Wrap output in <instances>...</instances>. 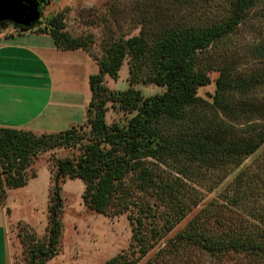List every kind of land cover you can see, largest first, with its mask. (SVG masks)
Listing matches in <instances>:
<instances>
[{
    "label": "trees",
    "instance_id": "obj_1",
    "mask_svg": "<svg viewBox=\"0 0 264 264\" xmlns=\"http://www.w3.org/2000/svg\"><path fill=\"white\" fill-rule=\"evenodd\" d=\"M148 3L141 7L140 34L106 45L105 56L98 64L100 72L90 77L92 98L87 115L91 132L78 159L66 158L56 164L48 208V238L41 243L30 237V244L26 245L28 264H45L57 254L62 233L61 185L66 177L84 183V202L98 213H105L115 204L117 193L127 190L124 181L128 177H135L138 189L154 191L169 207L162 226L148 227L144 223L150 209H141L136 218L129 216L139 256L132 259L120 255L106 263L138 264L149 253L153 239L173 231L193 210L189 208L187 193L183 192L185 186L161 179L152 171L150 160L183 162L186 173L191 174L189 170L197 166L212 170L240 166L264 145V126L249 125L247 129L236 126L244 118L251 120L250 123L264 122V100H247L255 88L264 86V70L242 76L238 60H231L227 52H218L219 44L237 35L248 13L264 5V0H232L228 16L214 18L210 0ZM35 27H38L35 33L49 34L61 51L87 48L80 38L64 32L62 16L49 19L44 28L36 23L24 28L30 32ZM256 47L264 58V43L259 42ZM127 58L131 86L152 83L166 87V91L146 99L134 88L112 93L104 78L108 75L116 79ZM212 71L219 76L210 104L198 96V90L211 83L209 72ZM108 102L119 103L124 110L137 114L127 126H108L105 121ZM78 142L74 127L39 136L30 131L0 127V206H4L8 190L24 187L36 177V173L29 176L28 171L40 153L77 146ZM243 174L239 173L235 179L238 196L233 199L234 204L244 199L241 195ZM207 211L198 215L204 216ZM141 214L144 215L141 217ZM258 214L253 229L245 231L240 226L220 234L207 231L208 220L202 223L195 218L156 256L167 250L169 254L164 255L167 257L176 256L180 250H199L215 259L237 254L264 264V210ZM216 222L223 225L220 220ZM158 261L154 258L147 264H158Z\"/></svg>",
    "mask_w": 264,
    "mask_h": 264
},
{
    "label": "rangeland",
    "instance_id": "obj_2",
    "mask_svg": "<svg viewBox=\"0 0 264 264\" xmlns=\"http://www.w3.org/2000/svg\"><path fill=\"white\" fill-rule=\"evenodd\" d=\"M40 22L36 25L42 28L53 17L62 16L64 19V32L73 38H80L87 48L76 51H60L53 54L41 53L49 56L43 64L52 76L51 90L63 93H78L76 97L61 102L63 106L73 104L82 105L88 97V103L83 118L73 126L80 142L77 146L59 147L50 149L38 155L35 163L28 171L29 176L36 173V177L28 181L27 185L7 192L4 206H0V264H28L27 243L32 236L37 242H45L48 238L49 206L52 177L56 164L66 158L78 159L82 153V145L88 141L91 132L87 109L91 102L89 80L92 75L99 74V61L105 56V47L109 43L128 39L140 34L141 7L152 0H40ZM232 0H210L211 17H226L230 10ZM140 4V5H138ZM149 5V3H148ZM6 23V24H5ZM35 27L30 32H37ZM29 32L25 28L11 22H0V37L14 36ZM21 37V36H20ZM54 41V40H53ZM231 43H230V42ZM264 43V5L252 9L246 22L239 28L238 34L219 44L218 52H227L231 60H238L239 72L243 75L258 70H264V58L258 54L256 45ZM223 44V45H222ZM44 56V58H46ZM88 56V57H87ZM90 60H89V59ZM44 60V59H43ZM21 59L5 57L0 61V72H11L13 68L28 76L29 68H23ZM14 62L16 64H14ZM24 63L29 64V61ZM34 64V63H33ZM23 68V69H22ZM4 69V70H3ZM20 74V75H21ZM211 83L198 90V96L212 104L216 92V80L219 73L209 72ZM3 77V76H2ZM2 79H6L4 77ZM129 74V59H125L116 79L106 75L104 84L112 93L124 92L130 88L141 91L143 98L161 95L166 87L152 83H139L131 86ZM0 84V89L16 91L20 86L15 81ZM16 83V84H15ZM25 89H29L25 87ZM45 93V92H44ZM50 93V91L48 92ZM10 91L6 95L0 93V100H8ZM24 97H31L25 91ZM60 99V96L57 98ZM25 100V99H24ZM247 100L260 102L264 100V86L255 88ZM23 103L22 101H19ZM85 102V101H84ZM137 114L124 110L119 103L108 102L105 121L108 126L119 124L127 126L129 121ZM3 115L1 114L0 117ZM7 121L8 118H0ZM244 118L236 125L240 129H247L249 125L258 128L264 122ZM61 121L57 119L58 125ZM9 126V125H6ZM1 127V126H0ZM7 128V127H6ZM15 128V127H8ZM35 135L55 134L57 132H44L41 127H35ZM16 129V128H15ZM18 129V128H17ZM22 130V129H21ZM33 133V132H32ZM183 162L177 164L172 160H150L152 171L160 175L161 179L177 186L183 187L188 195V205L192 212L173 231L156 237L151 242L149 253L138 264H147L154 259L158 264H261L251 261L244 255L231 254L221 259L210 257L205 252L178 251L176 256H164L168 251L156 254L180 234L195 218L205 223L210 233H224L229 229L242 226L245 231L253 229L252 225L258 218V213L264 210V145L253 155L247 157L240 166H227L220 170L206 167H192L191 174L186 173ZM182 168L184 172H182ZM182 174H180V172ZM243 172L244 189L241 195L244 199L234 204L236 197V177ZM135 177H128L124 181L123 193H117L115 204L106 209L105 213H98L89 208L84 202L85 185L79 179L66 177L62 182L63 209L60 215L62 233L57 254L45 264H106L120 255L136 259L139 256L138 246L132 239V225L129 216L136 218L141 209L147 210L149 217L144 223L151 227L162 226L163 217L170 212L169 207L161 202L154 191L140 190L135 185ZM235 188V190H234ZM246 190V193L245 191ZM128 193V194H127ZM238 196V195H237ZM123 209H128L123 211ZM257 209V212H252ZM208 210L204 216L198 215ZM144 215V214H143ZM141 214V217L143 216ZM216 220L223 222L219 225Z\"/></svg>",
    "mask_w": 264,
    "mask_h": 264
},
{
    "label": "crops",
    "instance_id": "obj_3",
    "mask_svg": "<svg viewBox=\"0 0 264 264\" xmlns=\"http://www.w3.org/2000/svg\"><path fill=\"white\" fill-rule=\"evenodd\" d=\"M58 52L60 51L56 48L52 37L46 33L26 32L20 35L0 37V61L11 56L14 60L21 59L23 68L30 69L28 76L21 74L15 68L11 72L7 70L0 72V84H8L11 79L20 86L19 88H22V90L11 91L1 87L0 93L4 95L10 91L8 100L4 99V102L0 100V115L8 118L7 121L0 120L1 127L12 126L33 133L37 131L35 127H41V131L52 133L65 130L83 118L88 97L83 100L82 105L75 107L71 104L66 107L61 105V102L78 96V93L51 90L50 83H52L53 75L43 66L49 56H41V53L55 55ZM25 61L30 63L26 64ZM14 64L16 63L14 62ZM4 77H7V80L2 79ZM25 87L29 89H25ZM25 91L30 93L31 97L26 99ZM49 91L50 93H48ZM58 96H60L59 100ZM57 119L61 121L60 125H58Z\"/></svg>",
    "mask_w": 264,
    "mask_h": 264
},
{
    "label": "water",
    "instance_id": "obj_4",
    "mask_svg": "<svg viewBox=\"0 0 264 264\" xmlns=\"http://www.w3.org/2000/svg\"><path fill=\"white\" fill-rule=\"evenodd\" d=\"M40 0H0V22L30 27L40 20Z\"/></svg>",
    "mask_w": 264,
    "mask_h": 264
},
{
    "label": "flooded vegetation",
    "instance_id": "obj_5",
    "mask_svg": "<svg viewBox=\"0 0 264 264\" xmlns=\"http://www.w3.org/2000/svg\"><path fill=\"white\" fill-rule=\"evenodd\" d=\"M42 4V3H41ZM38 22H40V20L38 21ZM12 24H14V25H18V24H16V23H13V22H11ZM18 26H20L21 28H24L25 26H21V25H18Z\"/></svg>",
    "mask_w": 264,
    "mask_h": 264
}]
</instances>
